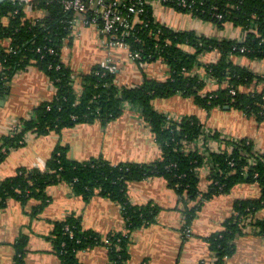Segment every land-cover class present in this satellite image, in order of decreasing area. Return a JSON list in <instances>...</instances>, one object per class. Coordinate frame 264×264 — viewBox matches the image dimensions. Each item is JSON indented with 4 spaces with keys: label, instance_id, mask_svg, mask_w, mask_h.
<instances>
[{
    "label": "trees",
    "instance_id": "16d2710c",
    "mask_svg": "<svg viewBox=\"0 0 264 264\" xmlns=\"http://www.w3.org/2000/svg\"><path fill=\"white\" fill-rule=\"evenodd\" d=\"M63 0H33L26 4L9 1L0 5V92L20 71L33 66L43 71L56 89L54 98L35 107L32 116L20 120L0 140V164L10 150L25 145L29 133L47 135L81 124L106 125L118 119L127 105L138 107L158 143L161 155L151 163H120L104 159L78 162L69 149L57 146L46 169H20L14 177L0 182V207L9 199L22 204L36 200V212L50 203L46 191L52 185L70 184L74 193L89 201L108 198L122 207L124 232L111 233L103 240L84 230L79 217L57 222L52 234L56 254L63 264H82L78 253L97 245L108 248L111 264H128L132 232L156 223L162 208L155 204L133 205L128 186L149 178H164L176 191L183 206L186 227H191L203 204L213 196L228 194L243 183H257L258 199H241L223 229L208 239L216 264H225L235 252V241L245 231L242 222L264 237V154L255 151L248 139L222 138L210 131L196 116L169 118L154 110L156 99L181 95L194 100L203 110L230 107L264 122V77L238 63L264 60V0H168L164 7L225 30L228 25L246 32L243 41L199 35L193 30L177 31L157 20L155 3L146 5L130 37L125 39L137 62L162 61L169 68L165 81L145 77L137 86H120L116 70L97 66L87 74H76L63 62V51L72 46L75 30L64 12ZM31 7L33 12H28ZM32 13H39L35 17ZM52 48L54 53H48ZM38 50H41L38 52ZM217 54L218 59L207 57ZM113 68V67H111ZM80 88V91H78ZM1 94V93H0ZM221 146L210 149V141ZM206 151H202V146ZM247 154V155H246ZM254 160V161H253ZM210 166L209 187L200 188V171ZM26 239L16 244L14 264H24Z\"/></svg>",
    "mask_w": 264,
    "mask_h": 264
},
{
    "label": "crops",
    "instance_id": "0c3cea01",
    "mask_svg": "<svg viewBox=\"0 0 264 264\" xmlns=\"http://www.w3.org/2000/svg\"><path fill=\"white\" fill-rule=\"evenodd\" d=\"M154 7L157 20L177 31L193 30L199 35L240 41L246 36L243 30L231 25L219 30L215 25L191 16L170 15V18H165L163 13L168 8L157 2ZM28 12H33L31 7H28ZM32 15L40 16L39 13ZM62 56L63 62L78 75L111 63L120 86L140 85L145 77L159 81L170 77L169 68L162 61L140 66L129 58L125 50L105 47L100 33L93 28H77L72 46H66ZM217 57V54H212L207 60ZM237 61L264 77V60L250 62L240 58ZM7 86L0 92V140L9 135L20 120L31 117L35 107L51 101L56 93L48 76L33 66L18 72ZM153 107L169 118L196 116L210 131L220 133L222 138L248 139L256 152L264 154V122L260 123L240 111L215 108L207 112L193 99L181 95L156 99ZM59 145L67 147L69 157L78 162L101 158L113 165L142 164L154 162L161 155L160 147L139 108L127 105L118 119L106 125L81 124L60 133L50 132L40 136L29 133L25 145L10 150L0 164V182L14 177L23 168L45 170L46 163ZM208 145L214 152L221 146L217 140L210 141ZM209 174L208 165L200 171L202 191L209 187ZM46 194L50 203L40 212L35 211L36 200L22 204L9 199L4 208L0 207V264L15 263L16 244L21 239H26L24 264H63L54 250L52 234L55 224L69 216L81 218L84 230L95 232L103 240L111 233L126 229L122 207L108 198L95 196L85 201L66 183L48 187ZM261 194L262 189L257 183L238 184L230 193L216 195L206 201L191 227H186L179 196L164 178L154 177L131 183L128 197L133 205L152 203L162 210L156 223L132 232L128 264H216L208 243L209 237L221 231L225 221L234 215L237 200L258 199ZM259 217L264 219V208ZM248 220L242 223L245 231L237 236L235 252L225 264H264V237L253 232L254 227L249 225L251 220L249 223ZM78 259L82 264H111L108 248L102 244L79 252Z\"/></svg>",
    "mask_w": 264,
    "mask_h": 264
},
{
    "label": "built area",
    "instance_id": "2783aa9c",
    "mask_svg": "<svg viewBox=\"0 0 264 264\" xmlns=\"http://www.w3.org/2000/svg\"><path fill=\"white\" fill-rule=\"evenodd\" d=\"M15 1V0H14ZM26 4L33 0H17ZM168 0H156L157 3L163 4ZM152 0H63L64 12L70 14L68 24L74 30L77 28L96 29L101 37L102 43L107 48H118L125 50L130 59L137 62L140 55L132 53L125 39L130 37L133 25L139 22V17L145 10L146 5L154 4ZM246 33V32H245ZM240 41V40H239ZM243 41V40H242ZM41 50H38L40 52ZM48 53L53 54L52 48ZM140 66L144 62H137ZM111 63L104 65V68H111ZM202 151H206L203 145ZM247 155V154H246ZM254 161V160H253ZM251 219L248 220V223ZM246 222L243 221L244 224ZM189 234V233H188Z\"/></svg>",
    "mask_w": 264,
    "mask_h": 264
},
{
    "label": "rangeland",
    "instance_id": "374dc122",
    "mask_svg": "<svg viewBox=\"0 0 264 264\" xmlns=\"http://www.w3.org/2000/svg\"><path fill=\"white\" fill-rule=\"evenodd\" d=\"M166 10H167V12H164V13H163V16H164L165 18H170V17L173 16V15H175L176 17H177V16H181V15H182V16H187V17L189 16V14H186V13H185V14H184V13H178V12H174L173 10H172L173 12H171V11L168 10V9H166ZM170 15H171V16H170Z\"/></svg>",
    "mask_w": 264,
    "mask_h": 264
},
{
    "label": "water",
    "instance_id": "95a60500",
    "mask_svg": "<svg viewBox=\"0 0 264 264\" xmlns=\"http://www.w3.org/2000/svg\"><path fill=\"white\" fill-rule=\"evenodd\" d=\"M9 1H14V0H0V5L9 2ZM230 107H225V109H229Z\"/></svg>",
    "mask_w": 264,
    "mask_h": 264
}]
</instances>
